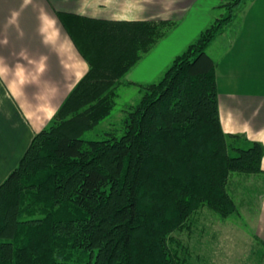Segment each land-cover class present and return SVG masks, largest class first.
I'll use <instances>...</instances> for the list:
<instances>
[{
    "label": "trees",
    "instance_id": "16d2710c",
    "mask_svg": "<svg viewBox=\"0 0 264 264\" xmlns=\"http://www.w3.org/2000/svg\"><path fill=\"white\" fill-rule=\"evenodd\" d=\"M241 1L141 85L122 134L102 139L82 135L110 114L121 78L172 21L59 13L77 20L69 32L89 67L0 183V264H182L169 235L202 206L234 212L230 175L259 173L264 146L223 131L205 50Z\"/></svg>",
    "mask_w": 264,
    "mask_h": 264
},
{
    "label": "crops",
    "instance_id": "0c3cea01",
    "mask_svg": "<svg viewBox=\"0 0 264 264\" xmlns=\"http://www.w3.org/2000/svg\"><path fill=\"white\" fill-rule=\"evenodd\" d=\"M245 1L235 7L230 22L208 47L217 36H223L225 49L215 62L223 131L241 135L236 140L239 146L247 147L252 141L264 146V0ZM229 3L226 0H0V165L7 163L0 173V182L15 167L33 135L49 124L88 70L69 32L71 27L75 29L77 20H62L59 13L104 20H171L155 43L156 48L160 44L166 46L169 54L166 61L170 63L203 28L226 16L223 10ZM227 25L231 28L226 29ZM154 47L125 75L145 61L144 57ZM153 72V69L146 72L140 81L152 77ZM260 164L262 170L252 177L260 181L253 188L259 199L247 206L245 212L256 215L257 223L251 235L264 246V233L259 231V225L264 230V153ZM237 175H230L231 193Z\"/></svg>",
    "mask_w": 264,
    "mask_h": 264
},
{
    "label": "rangeland",
    "instance_id": "374dc122",
    "mask_svg": "<svg viewBox=\"0 0 264 264\" xmlns=\"http://www.w3.org/2000/svg\"><path fill=\"white\" fill-rule=\"evenodd\" d=\"M247 1L250 0L245 2ZM228 10L226 7L223 12H226L227 15ZM217 13L216 11L215 16ZM198 22L191 23L197 25ZM225 28L229 29L231 26L227 25ZM222 39H224L223 36H217L216 41L214 40L212 45L205 50L215 62L220 60L225 49ZM156 46L154 44L152 50ZM168 55L166 46L160 44L152 53L146 55L148 57H144L145 61L138 63L130 70V73L122 77L117 88L116 103L110 114L93 129L86 131L82 138L102 139L106 133L110 132L120 136L123 132L122 121L126 116V108L140 100L143 93L141 85L156 82L162 77L171 63L166 61ZM151 69L154 70L152 77L140 81L144 74ZM134 79L138 81H134ZM231 153L236 155L234 152ZM6 166L7 163L2 162L0 173ZM237 174L239 175L235 176L233 180L235 183L234 192L231 193L235 202L233 213L221 216L207 206H202L190 214L181 230L169 235L168 244L176 254L177 260L179 259L182 264H264V246L257 243L258 239H254L251 235L257 223V217L250 215L248 211L245 212L247 206L251 207V204H255L259 199L253 188L259 185L260 181L258 183V180L252 178L257 175L256 173ZM259 231L264 233L261 225H259Z\"/></svg>",
    "mask_w": 264,
    "mask_h": 264
}]
</instances>
